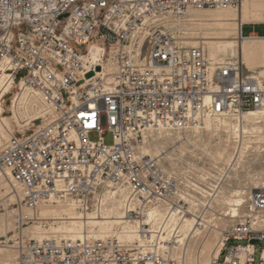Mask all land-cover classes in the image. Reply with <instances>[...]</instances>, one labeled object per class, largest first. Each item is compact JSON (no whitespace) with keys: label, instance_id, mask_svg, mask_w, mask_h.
I'll return each instance as SVG.
<instances>
[{"label":"built area","instance_id":"obj_1","mask_svg":"<svg viewBox=\"0 0 264 264\" xmlns=\"http://www.w3.org/2000/svg\"><path fill=\"white\" fill-rule=\"evenodd\" d=\"M241 2L0 0L2 116H14L25 91L42 111L16 124L0 145V175L22 194L15 264H188L181 226L192 211L198 220L215 203L223 162L213 166L218 173L195 179L179 154L152 157L143 149L161 134L203 131L208 119L239 120L264 108V81L246 75L239 61L212 69L207 48L184 44L169 26L191 10L238 9ZM244 25L242 38H264V24L262 35L248 36ZM97 46L102 55L93 61ZM103 65L114 71L96 77ZM106 133L113 135L110 146ZM234 143L230 172L244 157L240 139ZM120 199L125 220L137 226V243L124 242L120 229L98 239L87 231L78 239L25 235L35 216L23 209L71 202L83 215L103 217ZM246 210L224 228L210 264H264V248L256 260L264 242V189H251ZM153 211L159 216L146 222Z\"/></svg>","mask_w":264,"mask_h":264},{"label":"bare ground","instance_id":"obj_2","mask_svg":"<svg viewBox=\"0 0 264 264\" xmlns=\"http://www.w3.org/2000/svg\"><path fill=\"white\" fill-rule=\"evenodd\" d=\"M35 1H37L39 5L40 1L43 0ZM262 13H264V0H262L261 3L257 2V0H243L238 9L191 10L189 16L185 20L172 23L169 26L178 29L187 25H194L203 26L204 29L208 31L214 30L219 37L205 36L199 38L195 37V33H187L186 35L190 36H186L182 41L184 44H188V46H199V44H203L206 47L209 44L207 50H209L208 53L212 69L218 63L230 60V58H235L246 66L248 73L253 74V77L260 81H264V45H257L258 42L264 43V38L255 39L241 37L242 25L260 21V15ZM179 31L183 32V29H180ZM217 39L219 41H208ZM199 40L201 41L199 42ZM101 55L102 50L97 46L92 49L89 58L96 61ZM103 66V71H97L96 77L103 73H112L114 71V67L112 66ZM259 69L262 71L259 72L257 76H254ZM112 79V76L106 78L107 82H111ZM1 80L2 77L0 78V83H2ZM14 108L13 118L2 116L3 108H0V145L9 139L13 132L12 121L18 126H21L22 120L29 121L32 117L42 114V111H39L40 107L38 103L29 98L27 91H25L19 99V104H15ZM204 130L211 132L223 131L228 136L226 146L222 151L217 153L218 157H216L218 159H229L230 152L228 150L231 146L232 139L236 138L240 139V146L242 147L241 153L244 155L245 150L247 149V144H249L246 142L245 138L252 135H261L264 132V108L246 113L239 120H234L232 118L221 120L208 119L205 122ZM201 132L202 131H191V135L186 136V138L190 140L193 136L201 134ZM174 134L182 133H166L157 136L152 142H150L149 146L144 147V154L152 157L163 156L165 158L172 156L175 153V150L172 152L174 147L172 148L170 144H177L181 140L179 137H174ZM166 147H170L169 150H171L172 155H169L170 153ZM179 147L182 148L183 146ZM231 166L233 165L231 164ZM260 189H264V181L262 182L261 188L258 186L254 188L253 191ZM220 193L221 191L219 194ZM21 195V189L19 187H14L8 177L0 175V201H2L4 205H6L7 202H10L11 205H16L21 200ZM250 195L251 193L247 194V192H244L242 189H234L231 195L223 194L222 200L219 201L228 205L229 214L227 215H230L232 219H235L239 217L240 208L246 204V199L250 197ZM76 210V205L71 202L41 203L35 211L26 209L25 212L28 216H35V213H37L38 217H35L38 218L37 220H50L53 221L52 225H56V227H52L49 231H41L38 227L33 226L28 229V233L25 232L26 237L34 240H44L55 236L78 239L85 237L87 231L89 237L98 239L114 233L116 229H120V232L118 231V233L124 242L137 243L139 241L136 224L125 220L121 199L106 208V213L103 214V217H97L92 213L82 217L79 215V211L77 210V212ZM13 213L14 212H12V214ZM12 214L8 215L9 218L7 219L0 217V230L3 234L10 233V229L14 228L13 222L14 219L16 221V218ZM158 216L157 212H150L146 217V222L151 223L153 220H156ZM199 222L201 223L199 224ZM199 225H201V227H198ZM210 227L212 228L213 225L211 226L205 218H199L197 220V215L194 211H192V214L183 223L181 226V236L179 237L178 242L184 246V251L187 250L186 261H189L190 258L188 250L191 240ZM214 230L217 232L216 229ZM215 241L216 240L208 241L204 245L200 254L201 259L198 261V264H210L211 260L219 255L220 248H218V243ZM15 258L16 251L14 250V247L6 246L0 248V264H15Z\"/></svg>","mask_w":264,"mask_h":264},{"label":"rangeland","instance_id":"obj_3","mask_svg":"<svg viewBox=\"0 0 264 264\" xmlns=\"http://www.w3.org/2000/svg\"><path fill=\"white\" fill-rule=\"evenodd\" d=\"M243 1V0H242ZM262 0H257V2L261 3ZM243 9V7H242ZM238 13V12H237ZM261 20L257 21L256 23H252L256 26H262L264 24V13L260 15ZM183 32H181V37L186 38L187 33H195V37L203 38L205 36L210 37H219L217 32L214 30H206L203 26H194V25H187L182 28ZM255 29H257V33L260 35L263 34V29L260 27L254 28L253 27H244L243 28V35L248 36L251 32H254ZM208 33V34H207ZM201 40H199L200 42ZM205 41V40H203ZM208 41H219L217 40H208ZM188 45V44H187ZM200 45V44H199ZM203 45V44H202ZM257 45H264L263 42H258ZM192 46V45H189ZM209 46V44L207 45ZM206 46V48H208ZM214 46V45H211ZM209 51V50H208ZM230 60L233 61H239L235 58H230ZM240 64L241 61H239ZM242 67L244 69V72L248 76H253V74L248 73L246 66L242 64ZM262 70L259 69L256 71L257 73L254 76H257L259 72ZM5 117L13 118V115H7ZM13 122V132L18 131V127ZM12 132V133H13ZM174 137H179L181 139L177 144L171 143L170 146H172V152L175 150V153L179 154V156L184 160V163L188 165L190 168V173L193 174V177L195 179H199V177H204L203 173L205 171L207 172H214L218 173V171L214 170V165L217 160H222L220 164L221 172L219 175H221V182L224 183L223 189L221 190V193L219 194V197L217 198V201L210 207L206 206L203 209L197 213L200 218H205L209 224L213 227L207 229L202 234L198 235L196 238L191 240L189 245V261L188 264H198V261L201 259L200 254L204 247V245L209 241L216 240L215 242L218 243L221 238V233L224 230V228L233 223L236 219H232L229 214V207L228 205H225L221 203L219 200H222L223 194L231 195L232 191L235 190H244V192H247V194L251 193L254 190V188L260 186L262 187V182L264 181V132L261 135H252L245 138L247 144L248 152L244 154V157L241 159V162L238 163L234 170L231 172L227 168V164H229L231 156L233 154V151L235 150L236 143L235 139H232L231 146L229 147V159H218L217 153L222 151L224 147L226 146L228 136L225 132L219 131V132H211L207 130H203L201 134H197L192 137V139L188 140L186 136L191 135V132L185 134H174ZM186 139V140H185ZM91 140H95L94 136L91 137ZM105 144L110 146L113 144V135L112 133H106L104 136ZM179 146H183L180 148ZM166 149L169 151V155H172L170 147H166ZM246 151V150H245ZM173 156V155H172ZM215 159H214V157ZM217 156V157H216ZM191 176V175H190ZM212 179V178H211ZM214 180V179H212ZM251 196V195H250ZM246 204L240 208V216H242L244 213L247 212V206L249 202V197L246 199ZM23 208V204L21 203V200L16 205H11L10 202H7L6 205L2 201H0V217L3 219L9 218L8 215H11L12 212H14L12 215L16 218L18 213L21 212L20 208ZM16 211V212H15ZM26 209L23 210V213L26 214ZM77 211V210H76ZM78 212V211H77ZM79 215L82 217H85L86 215H82L80 211L78 212ZM37 216V213H35V217ZM202 216V217H201ZM38 217V216H37ZM211 218V219H210ZM38 218H35V221L24 226V232H29L28 229L32 228L33 226L38 227L41 231H49L52 227H56V225H52L53 221L50 220H37ZM14 228L10 229V233L3 234L0 230V248L4 247H13L15 242V234H16V221L14 219ZM216 226V227H215ZM217 232H215V230ZM216 237V238H215ZM264 248V242H260L257 244V256L256 260L259 261L260 257V251ZM15 250V249H14Z\"/></svg>","mask_w":264,"mask_h":264},{"label":"crops","instance_id":"obj_4","mask_svg":"<svg viewBox=\"0 0 264 264\" xmlns=\"http://www.w3.org/2000/svg\"><path fill=\"white\" fill-rule=\"evenodd\" d=\"M244 27H253V29H254V28H258V27H260L261 29H263L262 26H256V25H254V24H245ZM244 27H243V28H244ZM252 34L260 35L259 33H257V29H255V31H254V32H251L249 35H252Z\"/></svg>","mask_w":264,"mask_h":264},{"label":"water","instance_id":"obj_5","mask_svg":"<svg viewBox=\"0 0 264 264\" xmlns=\"http://www.w3.org/2000/svg\"><path fill=\"white\" fill-rule=\"evenodd\" d=\"M98 72H100L101 71V68L100 67H98L97 69H96ZM94 76V72H91L90 74H88V78H91V77H93ZM254 243H256V242H254Z\"/></svg>","mask_w":264,"mask_h":264}]
</instances>
